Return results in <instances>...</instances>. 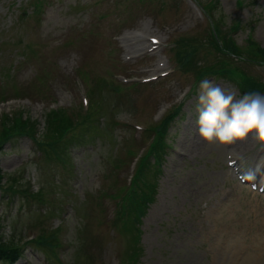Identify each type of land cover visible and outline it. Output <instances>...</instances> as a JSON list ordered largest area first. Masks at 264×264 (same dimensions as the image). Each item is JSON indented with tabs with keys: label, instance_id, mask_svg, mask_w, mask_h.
Wrapping results in <instances>:
<instances>
[{
	"label": "rangeland",
	"instance_id": "1",
	"mask_svg": "<svg viewBox=\"0 0 264 264\" xmlns=\"http://www.w3.org/2000/svg\"><path fill=\"white\" fill-rule=\"evenodd\" d=\"M214 25L235 42L238 62L214 49ZM185 40L196 46L194 66L237 68V83L206 77L228 91L242 94L246 76L264 85V62L254 56L264 50V0H0V131L3 115L31 118L42 133L51 110L74 117L101 108L77 120L69 136L84 141L65 161L27 137L4 147L3 174L39 192L0 191L3 240L23 246L16 264H264V193L241 185L229 167L239 159L261 184L254 174L264 145L254 136L225 145L196 134L198 82L176 62ZM178 107L165 138L172 149L153 157L160 163L146 169V186L135 184L146 208L124 211L133 160L148 155L150 128ZM42 235L59 244L55 256L29 244Z\"/></svg>",
	"mask_w": 264,
	"mask_h": 264
},
{
	"label": "trees",
	"instance_id": "2",
	"mask_svg": "<svg viewBox=\"0 0 264 264\" xmlns=\"http://www.w3.org/2000/svg\"><path fill=\"white\" fill-rule=\"evenodd\" d=\"M215 34L211 32V39L213 40L212 45L217 52L224 51L230 57H237L238 47L235 46V42L232 40L229 34L223 33L222 30L219 28L218 25L215 26ZM238 26L231 28L232 31L237 30ZM217 39H221L224 41V44H219ZM186 42L183 43L180 47V50L177 52V59L180 64L185 67H191L192 59L194 61V54L196 53V46L193 45L192 40H185ZM240 48V47H239ZM254 56L260 57L261 61L264 62V50L254 51ZM197 70V80L200 81L207 76H220L226 77L230 81L236 80L238 74L237 68L234 67H221L217 69L215 66L210 67H200V65L194 66ZM200 67V68H199ZM241 89L243 91H253L255 92H264V85H260L255 81L252 77L248 78L247 76L241 82ZM101 108L97 110L95 107L91 108V111L79 113L77 116H70L67 114L66 110L58 109V110H51L49 113L46 114L45 119V127L44 131L40 133L39 130V123L37 121L32 120L31 118H23V115L18 114L17 118L10 122V119L7 115L4 116V122L2 123V130L0 131V155L2 154L4 147L7 143L12 142L17 138L27 137L34 141L35 146L41 149L42 154L44 156L51 155L55 156L59 159L67 160L69 147L73 144V146L78 142H83L84 137L79 138L75 134L70 133L71 131H75L78 128L77 120L81 117L84 119L86 116L96 118V112L99 113ZM179 110L174 113L179 114ZM95 115V116H94ZM175 114L170 115L166 119L162 120L160 123L157 124L156 129H151L153 132V141L148 149V155L151 154L152 156L146 155L145 159L141 163L138 168L137 175L133 181V185L131 186L132 191L126 196L125 204L129 203V207L127 205L124 206V211L129 208V213H135L134 209H138L135 214H141L142 209L145 207L143 206L144 196L142 192H138L135 184L141 181L144 186L148 183L144 178L146 169L152 165V159L156 157H162V154L165 153L167 144H166V137L169 134V129L171 122L176 118ZM85 122L82 123L84 125ZM95 132L101 131L99 126H95ZM69 136V137H68ZM67 137V138H66ZM155 157V158H153ZM160 161L158 158L154 163L155 167L158 168V164ZM75 174V173H73ZM23 180H20L16 177H7L2 173L0 169V191L2 195H11V196H21L24 198H38L39 192L34 193L32 192L30 184L28 186L22 183ZM153 191V187H152ZM146 208V207H145ZM118 217V215H117ZM2 222L0 221V261L4 262L5 264H15L19 259L22 258V247L17 244V242L11 240L10 242H5L3 240L2 234ZM50 237L46 236L38 238L34 241H30L37 246L42 247L41 249L47 250L49 253L55 256V250L58 249L59 244L56 243V240H53L51 244H49Z\"/></svg>",
	"mask_w": 264,
	"mask_h": 264
},
{
	"label": "clouds",
	"instance_id": "3",
	"mask_svg": "<svg viewBox=\"0 0 264 264\" xmlns=\"http://www.w3.org/2000/svg\"><path fill=\"white\" fill-rule=\"evenodd\" d=\"M196 134L205 142L231 144L254 136L264 145V94L236 95L210 78L195 90Z\"/></svg>",
	"mask_w": 264,
	"mask_h": 264
},
{
	"label": "bare ground",
	"instance_id": "4",
	"mask_svg": "<svg viewBox=\"0 0 264 264\" xmlns=\"http://www.w3.org/2000/svg\"><path fill=\"white\" fill-rule=\"evenodd\" d=\"M240 152H241V151H240ZM261 170L263 171V170H264V167H263ZM262 180L264 181V176H263Z\"/></svg>",
	"mask_w": 264,
	"mask_h": 264
}]
</instances>
